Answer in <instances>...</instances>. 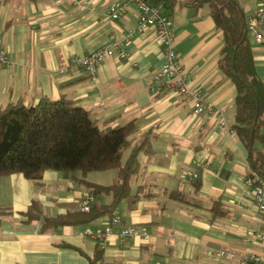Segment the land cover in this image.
I'll use <instances>...</instances> for the list:
<instances>
[{
	"label": "crops",
	"instance_id": "0c3cea01",
	"mask_svg": "<svg viewBox=\"0 0 264 264\" xmlns=\"http://www.w3.org/2000/svg\"><path fill=\"white\" fill-rule=\"evenodd\" d=\"M114 1L125 3L116 20L106 15ZM235 1L246 18L258 3ZM168 14L177 54L203 97L221 111L222 122L195 113L181 93L150 90L164 60L154 29L134 31L125 46L127 57L113 49L95 74L71 64L72 57L119 41L137 26L132 0H0V30L10 60L0 65V101L36 103L43 96H65L101 123L116 126L135 119L133 138L147 133L154 150L139 154L141 167L130 195L113 210L122 225H135L149 239L140 233L120 242L111 235L102 248L86 230L102 228L108 216L46 232L41 220L24 221L22 213L34 200L47 215L74 209L84 185L54 169L39 179L19 172L3 175L0 207L9 211L0 215V264H90L98 249L102 264H249L245 256L264 250V224L245 184L252 172L260 173L234 129L236 86L219 66L222 30L208 4L178 2ZM248 35L264 83V31L260 40ZM253 147L264 154V119ZM194 160L211 161L197 180L189 179ZM97 172H88L86 179L108 184L116 178V170L108 171V181Z\"/></svg>",
	"mask_w": 264,
	"mask_h": 264
},
{
	"label": "trees",
	"instance_id": "16d2710c",
	"mask_svg": "<svg viewBox=\"0 0 264 264\" xmlns=\"http://www.w3.org/2000/svg\"><path fill=\"white\" fill-rule=\"evenodd\" d=\"M149 1L167 13L178 2L209 5L224 38L219 66L236 86L234 129L250 147L252 168L260 173L251 175L264 176V154L253 147L264 119V83L255 70L252 41L245 32L246 16L242 8L235 0ZM137 132L135 119L116 126L101 123L92 111L65 96L58 99L43 96L36 103H26L21 98L7 103L0 101V178L19 172L26 178L39 179L45 170L54 169L70 175L95 195L89 211L80 210L78 203L74 209L55 215L44 214L41 204L32 201L22 213L24 221L41 220L44 232L66 224H86L103 216L110 218L117 205L130 195L132 179L141 167L139 154L151 155L154 151L152 137L145 133L135 140L133 135ZM111 168L116 170L111 183L86 179L90 171ZM7 211L8 208L0 207V215ZM90 264H102L101 250L98 249Z\"/></svg>",
	"mask_w": 264,
	"mask_h": 264
},
{
	"label": "built area",
	"instance_id": "2783aa9c",
	"mask_svg": "<svg viewBox=\"0 0 264 264\" xmlns=\"http://www.w3.org/2000/svg\"><path fill=\"white\" fill-rule=\"evenodd\" d=\"M138 10V23L134 29H129L124 38L114 41L111 44L103 45L100 48L81 56H74L70 62L73 65L82 67L89 74L97 72L99 64L113 50L117 49L122 58L127 57L126 44L133 36L134 31H145L154 29L159 45L164 52V60L161 66L154 72L153 81L150 84V90L157 94L163 91H174L185 96L188 103L191 104L193 111L197 114L208 113L217 117L222 122L221 111L207 101L199 86L195 85L193 80L188 76L182 59L178 56L173 33V21L170 15L163 10L160 5L151 3L149 0H132ZM125 12V3L114 1L108 7L107 17L112 20L118 19ZM247 34L260 40L264 31V0H258L257 6L253 13L246 18ZM10 63L4 40L0 30V65ZM210 160H194V170L190 173L189 179L195 180L200 176L202 169L207 168ZM245 184L249 193L253 196L258 212L261 215L264 224V176L248 175L245 178ZM95 195L89 190H84L79 200V209L89 211L95 200ZM86 232L98 239L99 247L102 248L109 236L114 235L120 242L138 236L141 231L135 225H122L116 212H112L109 220L98 229H87ZM145 239L150 235L142 232ZM141 233V234H142ZM260 240L264 246V229L260 233ZM224 254V251H220ZM249 264H264V250L262 252H252L244 257Z\"/></svg>",
	"mask_w": 264,
	"mask_h": 264
},
{
	"label": "rangeland",
	"instance_id": "374dc122",
	"mask_svg": "<svg viewBox=\"0 0 264 264\" xmlns=\"http://www.w3.org/2000/svg\"><path fill=\"white\" fill-rule=\"evenodd\" d=\"M127 154H128V151L124 154V156H123V158L125 159L126 158V156H127ZM99 172H97V173H99L100 175H102V177L100 176V178L102 179V180H109L108 179V176H107V174L109 173L108 171H115V169L114 168H111V169H107V170H98ZM104 175H106V176H104Z\"/></svg>",
	"mask_w": 264,
	"mask_h": 264
},
{
	"label": "water",
	"instance_id": "95a60500",
	"mask_svg": "<svg viewBox=\"0 0 264 264\" xmlns=\"http://www.w3.org/2000/svg\"><path fill=\"white\" fill-rule=\"evenodd\" d=\"M246 32V34H247V30L245 31ZM256 122V121H255Z\"/></svg>",
	"mask_w": 264,
	"mask_h": 264
}]
</instances>
